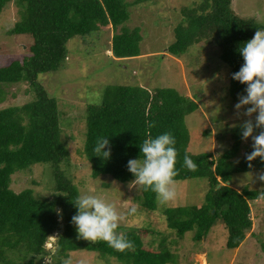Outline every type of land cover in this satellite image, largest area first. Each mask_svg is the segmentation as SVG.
Wrapping results in <instances>:
<instances>
[{"label": "trees", "instance_id": "16d2710c", "mask_svg": "<svg viewBox=\"0 0 264 264\" xmlns=\"http://www.w3.org/2000/svg\"><path fill=\"white\" fill-rule=\"evenodd\" d=\"M143 1L147 0H137V3ZM10 3L18 6L21 18L9 34L30 35V55L0 67V103L7 99L12 86L24 82L30 83L33 98L23 105L0 108V264H44L49 255L54 264H66L63 255L81 249L117 258L123 264L174 263L176 254L164 244L159 249L148 247L140 229H123L126 232L120 236L132 245L124 251H116L104 241L77 238L71 223L77 212L71 197L77 195V187L66 175L72 164L66 137L67 134L75 137L61 127L65 112L57 98L37 82L39 74L57 71L63 66L68 57L69 40L91 36L104 26L110 25L116 31L110 48L114 58L139 57L141 28L122 27L121 32L117 31L130 19L131 4L127 0H0V14ZM182 12L183 21L175 28V41L168 51L179 57L202 41L216 44L221 59L231 69L229 96L238 102L239 96L245 94L246 85L232 78V73L244 62L237 48L257 30H264V25L255 18L239 16L232 8V0H199L192 8L184 7ZM198 108L194 98L174 88L109 86L100 103L87 106L82 123L86 139H80L79 154L91 164L93 178L110 175L120 182H128L134 176L128 171L127 163L140 157V143L170 133L177 150L175 181L204 178L209 187L200 206L164 210L168 226L180 237L192 231L193 239L201 241L221 223L227 232V247L236 249L247 239L248 230L253 229L251 202L264 199V189L246 186L239 191L231 181L236 173L264 170V160L259 157L247 160L252 147L240 160H234L243 141L238 126L232 131V147L222 155L192 152L186 118ZM258 133L259 130L255 134ZM104 137L110 141L112 154L108 160L94 151L97 141ZM185 153L191 156L195 170L184 166ZM39 163L51 164L55 181L52 195L41 197L32 188L19 192L12 189V176L16 172ZM140 191L142 207L147 211L157 210L156 194L142 188ZM58 207L62 210L61 216ZM121 229L118 227L117 231ZM59 230L62 233L52 253L46 243ZM17 251L22 252L23 258L14 256Z\"/></svg>", "mask_w": 264, "mask_h": 264}, {"label": "rangeland", "instance_id": "374dc122", "mask_svg": "<svg viewBox=\"0 0 264 264\" xmlns=\"http://www.w3.org/2000/svg\"><path fill=\"white\" fill-rule=\"evenodd\" d=\"M197 1L147 0L137 3V0H127L131 4V17L117 31L121 32L122 27L141 28L143 40L139 57L114 58L110 48L116 31L110 25L104 26L91 36L69 40L68 57L63 66L57 71L39 74L37 82L50 96L57 98L65 112L62 117L66 121L61 117V127L75 137L73 139L70 134L66 137L72 153V166L66 175L77 189H91L94 194L115 203L122 216L120 235L140 229L148 247L159 249L164 244L176 254L175 262L170 264H264V199L251 202L253 229L238 248L227 247V232L221 223H217L203 240L195 241L192 231L184 237L178 236L168 226L163 213L167 208L203 204L209 187L207 179L175 181L176 199L168 204L157 201V210L147 211L142 207L140 189L129 188L131 180L120 182L110 175L93 178L91 164L79 154L82 149L80 139H86L82 123L87 106L100 103L105 89L112 85L141 86L150 90L160 87L177 89L199 104V108L186 118L191 135L190 150L194 153L212 152L218 157L232 147L233 129L249 118L236 115L234 106L237 102L228 92L231 69L221 59L219 47L202 41L179 57L168 51L175 41V28L183 21V8H192ZM232 8L239 16L255 18L264 25V0H232ZM19 12L18 6L10 3L0 14V67L30 55V35L9 34L21 18ZM30 88L29 82L12 86L0 108L30 101L33 98ZM254 117L255 114L252 119ZM251 145V138L242 141L234 160L244 157ZM262 173L264 170L236 173L232 186L239 191L246 186L263 190L264 180L259 179ZM12 178L11 187L17 192L32 188L41 197L54 193L55 181L49 163L35 164L28 170L16 172ZM133 207L135 213L130 211ZM57 240L58 236H50L46 247L57 249ZM14 256L23 258L19 251ZM63 257L66 264H123L117 258L84 249ZM50 260L54 263L53 258L47 257L44 264H51Z\"/></svg>", "mask_w": 264, "mask_h": 264}, {"label": "clouds", "instance_id": "9594fccd", "mask_svg": "<svg viewBox=\"0 0 264 264\" xmlns=\"http://www.w3.org/2000/svg\"><path fill=\"white\" fill-rule=\"evenodd\" d=\"M237 51L244 62L238 71L232 73V78L246 87L245 94L239 96L234 107L238 118H249L238 125L240 136L243 141L252 140L253 150L247 155V160L253 161L258 157L264 160V30H257L252 38L240 43ZM257 130L259 133L254 134ZM109 144L108 137L98 140L94 149L96 155L108 160L112 154ZM140 151L139 158L130 159L127 163L128 171L134 176L129 188L151 190L161 204L174 201L177 196L174 179L177 161L175 138L165 132L144 139L140 143ZM183 163L189 170L196 168L187 153ZM259 179L264 180V173L260 174ZM71 200L77 209L71 219L77 238L104 241L116 251H124L132 246L117 231L122 216L117 212L115 203L94 194L91 189L79 188ZM130 211L135 213L136 208ZM57 212L62 210L57 209Z\"/></svg>", "mask_w": 264, "mask_h": 264}, {"label": "water", "instance_id": "95a60500", "mask_svg": "<svg viewBox=\"0 0 264 264\" xmlns=\"http://www.w3.org/2000/svg\"><path fill=\"white\" fill-rule=\"evenodd\" d=\"M58 209H60V208L58 207ZM58 214H59V216H61V212L58 213ZM60 221L62 222V218L60 219ZM61 227H63V223H61ZM248 231H251V230H248ZM60 233H62V230H59L56 233H53L52 234V237H55L56 238ZM93 242H96V241H93ZM51 251H52V253H54L56 251V248L55 249H52ZM48 258L51 259L52 258V255H49ZM50 262H51V260H50ZM51 264H54V263L51 262Z\"/></svg>", "mask_w": 264, "mask_h": 264}]
</instances>
